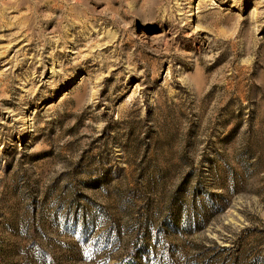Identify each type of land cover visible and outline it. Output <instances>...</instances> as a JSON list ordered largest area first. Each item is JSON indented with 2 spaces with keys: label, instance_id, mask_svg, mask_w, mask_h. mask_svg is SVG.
<instances>
[{
  "label": "rangeland",
  "instance_id": "obj_1",
  "mask_svg": "<svg viewBox=\"0 0 264 264\" xmlns=\"http://www.w3.org/2000/svg\"><path fill=\"white\" fill-rule=\"evenodd\" d=\"M0 264H264V0H0Z\"/></svg>",
  "mask_w": 264,
  "mask_h": 264
}]
</instances>
